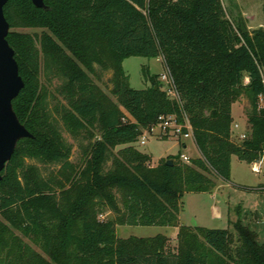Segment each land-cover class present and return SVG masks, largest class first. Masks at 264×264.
<instances>
[{"label": "trees", "instance_id": "obj_1", "mask_svg": "<svg viewBox=\"0 0 264 264\" xmlns=\"http://www.w3.org/2000/svg\"><path fill=\"white\" fill-rule=\"evenodd\" d=\"M44 2L47 9L32 0L5 5L10 28L42 32L8 35L25 81L14 109L33 136L20 139L2 171L0 264H264V244L241 217L229 221L231 230L188 226L179 216L187 192L231 180L233 155L248 163L264 156V27L249 29L222 0ZM130 56H163L182 104L158 73L145 71L151 85L132 87L123 66ZM96 64L113 71L111 92L125 111L92 78ZM43 72L62 81L56 117L87 140L77 163L49 108ZM243 92L250 131L237 143L233 103ZM183 112L200 156L152 165L135 145L143 129ZM28 159L60 167L44 175ZM107 211L112 217L100 218ZM118 225L177 226L178 244L164 234L122 238Z\"/></svg>", "mask_w": 264, "mask_h": 264}, {"label": "rangeland", "instance_id": "obj_2", "mask_svg": "<svg viewBox=\"0 0 264 264\" xmlns=\"http://www.w3.org/2000/svg\"><path fill=\"white\" fill-rule=\"evenodd\" d=\"M229 14L234 18H241L249 29L264 27V0H222ZM11 30H20L30 32L32 34H41L40 28L16 27ZM124 69L129 75L130 84L134 88L142 89L151 85V82L145 77V71L150 73H158L163 88L166 87L167 80L162 75L168 73L167 66L163 56L145 57L130 56L123 62ZM97 75L91 74L96 84L107 93V95L125 111L124 107L119 103L118 98L113 95L111 88L113 87L111 77L113 71L105 70L96 64ZM45 73L41 75L40 81L49 89L48 103L49 108L53 111L56 99L54 93L62 81L59 78H53L48 81ZM243 81L249 83L248 74L244 75ZM261 105H264V97L261 98ZM251 109V102L247 95L243 92L233 103L234 121L232 126V139L240 143L243 138L241 134H248L250 131V123L248 121V113ZM55 117L56 113L53 111ZM59 128L71 142L73 153L71 160L79 162L82 154L80 142L85 145L86 139L75 138L68 131L61 119L56 117ZM236 122L238 125L235 126ZM186 144V145H185ZM135 145L143 152L152 156V165H157L161 159L168 158L169 155L180 156L186 154L190 158L199 157L200 152L192 138L179 139L176 137H149L145 143H141L140 139ZM119 145L116 149L123 147ZM29 162L37 164L43 171L44 175H49L51 171L56 170L60 165L43 164L35 159H28ZM258 166L260 171H254L253 166ZM111 166V162L107 167ZM218 186L208 192H187L182 200V208L180 211V222L188 226H205L210 228H230L234 230L230 220L235 221L241 217L244 223L250 226L256 233L258 240L264 244V156L256 163H248L240 160L238 156H232L231 162V180L227 181L221 178H215ZM220 212V216L216 212ZM112 217L110 211L100 215V218ZM177 226L162 225H118L117 234L119 237L128 238L130 236L150 237L157 234H164L170 237L171 247L175 248L178 244ZM38 248L37 246H35ZM39 249V248H38Z\"/></svg>", "mask_w": 264, "mask_h": 264}, {"label": "water", "instance_id": "obj_3", "mask_svg": "<svg viewBox=\"0 0 264 264\" xmlns=\"http://www.w3.org/2000/svg\"><path fill=\"white\" fill-rule=\"evenodd\" d=\"M8 2L9 0H0V181L3 178L2 171L12 158L20 139L33 136L19 119L13 104L25 87V81L20 74L15 50L8 40L10 24L5 15V5ZM32 2L36 7L47 9L44 0ZM166 162L172 165L174 158H169Z\"/></svg>", "mask_w": 264, "mask_h": 264}, {"label": "built area", "instance_id": "obj_4", "mask_svg": "<svg viewBox=\"0 0 264 264\" xmlns=\"http://www.w3.org/2000/svg\"><path fill=\"white\" fill-rule=\"evenodd\" d=\"M162 78L167 80L166 90L167 95L182 104L180 95L175 87L174 80L168 71L162 75ZM247 134H241L244 139ZM176 137L179 139L192 138L194 140L193 128L190 120L185 112L182 113L181 119L176 114H161L156 122L152 123L149 127L144 128L140 136V142L145 143L149 137ZM195 142V140H194ZM181 159L185 162H190V158L186 154L181 155ZM253 170L259 172L258 166H253Z\"/></svg>", "mask_w": 264, "mask_h": 264}, {"label": "crops", "instance_id": "obj_5", "mask_svg": "<svg viewBox=\"0 0 264 264\" xmlns=\"http://www.w3.org/2000/svg\"><path fill=\"white\" fill-rule=\"evenodd\" d=\"M233 116H234V114H233ZM236 125H238V123H237V122H236L235 126H236ZM233 129H234V128H233ZM185 145H186V144H185ZM236 156H237V155H236ZM255 163H256V162H255ZM217 186H218V181H217V185H216V187H217ZM216 187H215V188H216ZM216 214H217L218 216H220V215H221V214H220V212H218V211L216 212Z\"/></svg>", "mask_w": 264, "mask_h": 264}]
</instances>
